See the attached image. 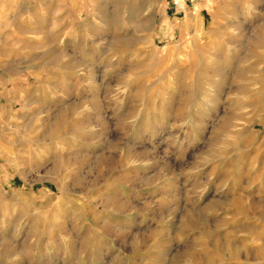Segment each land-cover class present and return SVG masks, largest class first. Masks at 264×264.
Segmentation results:
<instances>
[{
	"label": "rangeland",
	"instance_id": "374dc122",
	"mask_svg": "<svg viewBox=\"0 0 264 264\" xmlns=\"http://www.w3.org/2000/svg\"><path fill=\"white\" fill-rule=\"evenodd\" d=\"M0 0V264H264V0Z\"/></svg>",
	"mask_w": 264,
	"mask_h": 264
},
{
	"label": "built area",
	"instance_id": "2783aa9c",
	"mask_svg": "<svg viewBox=\"0 0 264 264\" xmlns=\"http://www.w3.org/2000/svg\"><path fill=\"white\" fill-rule=\"evenodd\" d=\"M179 2H180V0H173V4H174V5L179 4Z\"/></svg>",
	"mask_w": 264,
	"mask_h": 264
},
{
	"label": "crops",
	"instance_id": "0c3cea01",
	"mask_svg": "<svg viewBox=\"0 0 264 264\" xmlns=\"http://www.w3.org/2000/svg\"><path fill=\"white\" fill-rule=\"evenodd\" d=\"M182 2H185V0H182ZM181 6H183V5L181 4Z\"/></svg>",
	"mask_w": 264,
	"mask_h": 264
},
{
	"label": "bare ground",
	"instance_id": "6f19581e",
	"mask_svg": "<svg viewBox=\"0 0 264 264\" xmlns=\"http://www.w3.org/2000/svg\"><path fill=\"white\" fill-rule=\"evenodd\" d=\"M179 4H180V7H181V2H179Z\"/></svg>",
	"mask_w": 264,
	"mask_h": 264
}]
</instances>
